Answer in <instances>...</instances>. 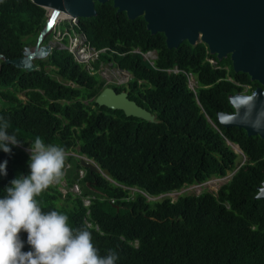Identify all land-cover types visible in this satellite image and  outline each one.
<instances>
[{
  "label": "trees",
  "instance_id": "16d2710c",
  "mask_svg": "<svg viewBox=\"0 0 264 264\" xmlns=\"http://www.w3.org/2000/svg\"><path fill=\"white\" fill-rule=\"evenodd\" d=\"M96 9V16L79 17L77 24L62 19L58 25L65 27L60 29L65 44L77 32L94 48L107 49L93 63L94 73L59 45L35 61L34 71L0 59V116L23 142L11 157L0 152V161L8 160L0 195L12 179L28 174L27 149L41 137L66 153L79 150L104 171L92 175L86 168L83 189L95 196L90 207L63 194L60 184L38 197L44 211H61L73 228L91 231L101 255L116 251L117 264H264V199L257 198L264 182V139L226 128L218 117L234 110L230 96L252 84L251 76L235 71L231 55L220 60L203 42L169 48L164 33L153 34L144 17L119 12L114 0L96 2ZM48 20V9L32 0H0V54L22 57L38 43ZM138 50L156 52L157 58L152 63ZM109 63L127 71L130 81L117 85L103 79L99 70ZM191 76L198 81L195 89ZM109 86L127 91L156 121L100 106L96 98ZM67 164L73 185L85 168L73 155ZM229 172L233 178L217 194L149 198Z\"/></svg>",
  "mask_w": 264,
  "mask_h": 264
},
{
  "label": "water",
  "instance_id": "95a60500",
  "mask_svg": "<svg viewBox=\"0 0 264 264\" xmlns=\"http://www.w3.org/2000/svg\"><path fill=\"white\" fill-rule=\"evenodd\" d=\"M32 1L52 9L55 18L49 17L34 50L26 47L24 55L16 59L0 54L7 64L26 71L39 69L35 61L51 54L52 45L43 42L60 15L77 19L93 17L98 13L96 2L104 4L110 0ZM114 5L130 19L144 17L153 34L166 35L169 48H178L184 41L192 45L203 42L220 60L231 55L236 72L248 73L252 80L264 85V0H114ZM96 102L102 107L123 110L127 116L156 121V116L132 100L127 91L119 93L113 87H106ZM230 103L234 112H219L220 123L226 128L245 129L249 136L264 139V89L259 87L251 94H232ZM80 162L92 175L101 173L98 165L86 158L82 157ZM105 174L110 176L108 170ZM257 198L264 199V182Z\"/></svg>",
  "mask_w": 264,
  "mask_h": 264
},
{
  "label": "clouds",
  "instance_id": "9594fccd",
  "mask_svg": "<svg viewBox=\"0 0 264 264\" xmlns=\"http://www.w3.org/2000/svg\"><path fill=\"white\" fill-rule=\"evenodd\" d=\"M8 128L0 116V152L11 157L23 142ZM27 151L28 174L12 179L0 195V264H117L118 253L101 255L87 228H73L61 211L42 209L38 197L65 175L66 150L36 137ZM7 166V159L0 161V177H7Z\"/></svg>",
  "mask_w": 264,
  "mask_h": 264
},
{
  "label": "rangeland",
  "instance_id": "374dc122",
  "mask_svg": "<svg viewBox=\"0 0 264 264\" xmlns=\"http://www.w3.org/2000/svg\"><path fill=\"white\" fill-rule=\"evenodd\" d=\"M49 11V17L52 15L53 10L52 9H48ZM53 16H55V14H53ZM60 19L59 22L62 19H66L69 21H72L71 18H68L66 16L60 15ZM59 22L55 25H53L52 30L50 31V33L46 36L45 40L48 39V37L50 35H52V38L50 39L49 44L52 45V47H55L57 45H59L60 47L64 48L67 45L64 43L63 41V35H60V29L63 30L65 29V27H60L58 28ZM73 22V21H72ZM44 40L43 45L46 44V41ZM37 44L31 45V49L34 50L36 48ZM157 54L156 52H151L149 54V58L150 60L152 59H156ZM47 58V57H46ZM44 58V59H46ZM104 66L102 67L101 70H99L100 75L102 76L103 79H105L107 82H109L110 84H117V85H122V84H126L129 82V79H131V75L128 72L122 71L121 69H119L118 67L114 66L112 63L109 64H103ZM190 86L192 88H196L198 86V81L194 76H191L190 78ZM22 98L25 99V97L23 95H20ZM3 104V103H2ZM235 149L241 154L243 155L242 151L239 150V148L235 145L234 146ZM77 154L79 156H84L80 153L79 150H76L75 152H71V154ZM245 158L243 159V162H245ZM74 170H76L74 168ZM234 173L233 172H229V174L225 177L222 178H213L208 182L202 183V184H196L193 186H188L183 188L180 191H176L173 192L171 194H167V195H162L160 197H155L154 200H163L165 197H170L173 200H177L181 195H185V194H195V195H200L206 191H210L213 193H218L219 190L225 185L227 184L232 178H233ZM59 203V202H58Z\"/></svg>",
  "mask_w": 264,
  "mask_h": 264
},
{
  "label": "built area",
  "instance_id": "2783aa9c",
  "mask_svg": "<svg viewBox=\"0 0 264 264\" xmlns=\"http://www.w3.org/2000/svg\"><path fill=\"white\" fill-rule=\"evenodd\" d=\"M71 19H72L74 24H77V18H71ZM61 34L63 36H65V33L63 34L60 31V35ZM66 34H68V33H66ZM69 37H70L69 43L66 44L67 46L64 48L69 49L70 52L74 55L75 59L80 64H83L88 70H90L92 73H94L95 68H94L93 63L96 62L97 60H99L100 55L102 53L106 52L107 49L98 50V49L94 48L93 46H91L90 43L87 42V39L83 35H81L77 32H74L73 34H69ZM63 41H64V37H63ZM137 52L142 53L146 59L150 60L149 54L151 52L143 53L140 50H138ZM154 60L155 59H152L150 61L152 63H154ZM103 66L104 65L102 64L101 69ZM175 71L178 72V69H176ZM125 72H127V71H125ZM129 81H130V79H129ZM69 155H73L79 159L82 158V156H79V155L74 154V153H72V154L67 153V156H69ZM88 160H90V159H88ZM90 161H92V160H90ZM92 162L95 163L94 161H92ZM70 169H71V165L67 164L66 168H65V175H64L62 181L59 183L61 192L65 195L72 194V196L75 198H78V197L82 198L85 206L90 207L93 203V200L95 199V196L94 195H87L86 196L84 193L83 182L85 181V178L87 176V170L81 169L78 172V175H77L78 177H77V180L75 181V183L73 185H69L68 180H67V177H68L67 173L70 171ZM132 191L142 192L141 190H138V189H132ZM149 198L154 199L152 197H149ZM112 202L115 203V199H112ZM88 225L91 226L92 224L90 222H88Z\"/></svg>",
  "mask_w": 264,
  "mask_h": 264
},
{
  "label": "flooded vegetation",
  "instance_id": "af4514ba",
  "mask_svg": "<svg viewBox=\"0 0 264 264\" xmlns=\"http://www.w3.org/2000/svg\"><path fill=\"white\" fill-rule=\"evenodd\" d=\"M253 83L252 84H244V90L240 93H245V94H251L253 91H255L256 89H258L259 87H262L264 89V85H262L259 81H254L252 80ZM234 110L231 112L233 113Z\"/></svg>",
  "mask_w": 264,
  "mask_h": 264
},
{
  "label": "bare ground",
  "instance_id": "6f19581e",
  "mask_svg": "<svg viewBox=\"0 0 264 264\" xmlns=\"http://www.w3.org/2000/svg\"><path fill=\"white\" fill-rule=\"evenodd\" d=\"M63 16H66L68 18H70V16L68 14H63ZM60 19H58L57 23L59 22ZM237 146V145H236ZM238 147V146H237ZM85 193V192H84ZM86 195V194H85ZM131 197V196H130ZM153 198V197H152Z\"/></svg>",
  "mask_w": 264,
  "mask_h": 264
}]
</instances>
